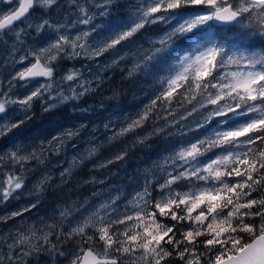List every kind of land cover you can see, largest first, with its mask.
Returning <instances> with one entry per match:
<instances>
[{"label": "snow or ice", "instance_id": "6c2138e0", "mask_svg": "<svg viewBox=\"0 0 264 264\" xmlns=\"http://www.w3.org/2000/svg\"><path fill=\"white\" fill-rule=\"evenodd\" d=\"M113 3L67 0L76 19L66 12L61 23L45 18L54 7L64 11L60 0H0V36L12 34L15 43L23 44L22 36L35 33L33 44L12 61L28 66L12 75L8 91H0V137L30 119L34 99L80 100L103 84L100 73L89 70L91 78L84 77L86 66L68 68L57 79L62 61L110 53L104 71L136 49L128 75L151 78V98L119 130L105 123V134L112 132L109 140L125 136L155 116L164 125L151 135L167 132L166 142H176L144 170L142 184L130 180L128 188L112 189L117 195L107 199L94 191L82 202L59 205L53 210L58 217H40L27 233H0V264H29L28 258L38 261L42 253L53 264L56 257L69 264H264V47L253 43L264 38V0H130L126 18L112 16ZM36 9L39 17L32 15ZM152 26H157L154 35L138 39ZM35 78L44 82L37 80L30 94L22 99L12 94L14 81L27 88ZM16 105L24 119L8 116ZM54 107L44 104L45 111ZM86 128L68 129L31 151L13 146L0 152V205L19 198L16 193L34 171L27 167L30 162L43 165L46 153L59 154ZM98 131L93 127L86 154L71 144L76 154L60 172L62 183L96 155ZM126 155L121 151L96 167ZM52 180L42 175L29 193L36 199L0 215V223L37 209Z\"/></svg>", "mask_w": 264, "mask_h": 264}, {"label": "rangeland", "instance_id": "374dc122", "mask_svg": "<svg viewBox=\"0 0 264 264\" xmlns=\"http://www.w3.org/2000/svg\"><path fill=\"white\" fill-rule=\"evenodd\" d=\"M81 2L83 3L84 0H81ZM129 2L130 0L121 1L124 7H128ZM60 4L64 6V11L58 13L57 8L55 7L45 18H49L53 21L58 20L63 23L65 22V13L68 12L73 13V20L76 19V15L74 14L75 10L68 6L67 0H60ZM90 11L95 12L97 10L95 8H90ZM111 13L112 16L115 17V12L112 8ZM126 17L127 16L119 18ZM96 19L97 22L101 20V18L98 16ZM77 27L80 30H87L89 26L78 25ZM156 31L157 26H152L146 31L142 30L138 39H140V37L152 36L156 33ZM34 35L35 33L33 32L32 34H26L22 36L21 39L24 41L23 44L15 43V36H9L5 34L0 36V91H8V82L11 80L12 75H14L16 71L22 70L23 67H27V62L23 65H13L12 61L13 59L19 60L20 55H23L27 48L33 44ZM97 39H99V37H97ZM142 43L144 47H147L146 39L143 40ZM14 44L15 51L13 50ZM135 51L136 49H132L127 60L125 61L128 62L126 67L127 70L132 68L133 64L136 62L137 57L135 56ZM111 60L112 56L110 53L95 59H86L81 57L73 61L64 60L61 62L62 68L57 72V79L63 74L64 70L73 67L85 68L86 66V70L83 73L85 78H91L89 70L92 73H100L103 75L116 67H108L106 70L102 71L105 65L111 64ZM97 65L100 67H97ZM123 71H126L125 67ZM37 80L44 82V78H35L27 88L20 87L19 85L21 82L14 81L13 83L17 86L12 89V94L22 99L24 96L30 94L31 91L38 87V83H36ZM94 85L95 83L93 84V87ZM67 94L70 95V93ZM91 94L92 93H89L80 100H72L65 103L48 101L47 96L44 97L43 102L34 99L32 102V107L27 113V115L30 117V120L34 118L35 113L40 111V115L58 112V109L60 112L55 113V118L52 119V121L48 124L44 123L42 120H40V118H37L35 125L31 127V129L26 127V121L28 120L26 119L24 125L21 128L13 130V132L9 133L7 136L0 137V152L7 151L13 146H20L26 148L28 151H31L32 148L36 145H39L41 141L47 142L51 140L52 137L61 135L68 129L78 128L81 124L87 125V128L81 131L79 137L70 141L66 149L62 150L59 154L46 153L45 163L43 165H39L35 161L30 162L27 165L28 168L33 169L34 171L28 174L26 187L22 191L18 190L16 193V196L19 197L18 199L14 196L9 202H7L6 205H0V215H5L6 213L26 206L30 201H34L36 199L35 194L29 195V193L32 192L33 186L37 180L45 173L51 175L53 180L51 181L50 186L45 185V191L40 198V204L38 205L37 209L33 210L31 213H26L22 219L15 218L13 220H9L7 223H0V233L7 234L9 231L15 233L17 230L27 233V227L34 224L40 219V217H53L54 215L58 217V212L54 214L53 210L59 205H63L65 202H82L85 198L91 197L94 191L100 192L104 198L107 199L109 194L112 196L117 195V193L112 191V189H120L123 191L124 189L128 188L129 184L115 188L111 184H108V177L104 175V168L106 167L98 168L96 165H99L105 162L107 159L112 158L115 154L124 151L125 148L134 147L137 144L134 142L140 138H146L145 140H147L152 136L158 135H151L154 129L152 128L146 133V135L141 137L133 136V134L140 131L143 128L142 127L136 129L132 133L126 134L125 136L109 140L112 132L109 131L107 134H105L104 124L110 122L113 130H119L121 125L126 126L124 123L126 119L128 122H130L132 119H135L137 115L144 109V106L149 103V101L132 104L125 102L120 98L110 97L107 99L105 106L94 107L88 102V98ZM53 95H55V93H53ZM45 102L56 103V107L45 111ZM19 107V105H16L8 112V116L13 120L24 119V113L18 111ZM83 109L90 110L85 112ZM163 125L164 122L158 126ZM93 127H97L99 129V131L95 133V136L97 137L96 144L98 145V151L95 156H93L90 160L85 161L83 165L78 167L74 171V174L80 171L87 163L96 159L93 162V166L91 163V167L88 169L87 174H85V176L82 175L80 179L72 180L71 178L69 182L62 183L60 172L64 168L69 167L73 155L76 154V152L72 149L71 144H77V150L80 153L86 154V149L92 146L89 143V139L92 134ZM175 142L176 141L172 139L169 141V144L172 145ZM104 150L109 151L103 155H100ZM17 171H19V169H17ZM134 180H139V182L142 184L143 175L135 178ZM100 181H103V183H100ZM36 226L39 227L38 224H36ZM53 242H55V240H53ZM5 251H7V249H5ZM28 259L29 264H53V258L47 253H42L39 256L38 261L35 257ZM56 264H69V262L67 259L56 257Z\"/></svg>", "mask_w": 264, "mask_h": 264}, {"label": "trees", "instance_id": "16d2710c", "mask_svg": "<svg viewBox=\"0 0 264 264\" xmlns=\"http://www.w3.org/2000/svg\"><path fill=\"white\" fill-rule=\"evenodd\" d=\"M122 0H116L112 6L115 16L128 15V7H124L121 3ZM253 43L259 47H264V38L256 37ZM128 62H122L119 66H116L109 73L103 76V84L98 88L97 91L93 92L89 98V103L94 106H105L106 101L110 97L121 98L125 95L128 96V100L125 102L138 104L142 99H150L147 95L150 92L153 81L151 78H145L142 74H135L129 76L127 70ZM126 71H123V69ZM95 87V85H94ZM94 97V98H93ZM52 114L42 116H34L31 119L32 123L35 124L36 119L40 118L44 123L48 124L52 121ZM163 113H161L162 115ZM164 121L157 120L155 116L146 122L140 131L133 134V136L141 137L146 135L152 128L162 124ZM34 130V129H33ZM175 131V129H172ZM167 132L163 135L153 136L152 138L144 141L143 143H137L134 147L125 148L127 155L123 160L115 161L104 168V175L108 177V184H111L114 188L129 184L130 180L143 174L144 170L148 168L153 161H156L165 148L171 147L169 141L166 142L165 137ZM109 150L101 152V154L107 153ZM100 154V155H101ZM91 163H87L80 171L72 175V180L80 179L82 175L87 174L88 169L91 167ZM73 195V194H71ZM254 195H259L258 193ZM69 196V195H68ZM53 240H55L53 238ZM71 244L65 246V251L71 248Z\"/></svg>", "mask_w": 264, "mask_h": 264}, {"label": "flooded vegetation", "instance_id": "af4514ba", "mask_svg": "<svg viewBox=\"0 0 264 264\" xmlns=\"http://www.w3.org/2000/svg\"><path fill=\"white\" fill-rule=\"evenodd\" d=\"M33 16H36V17H39L40 16V11L38 9H36L33 13H32ZM18 27H22L23 25H17ZM5 35H9V36H14L12 34H5ZM28 66V65H27ZM58 75V74H57ZM41 114V111L39 112V114L37 115L38 117L40 116ZM36 123V122H35ZM35 124L32 123V121L30 119H28L26 121V127H29L31 129V127H33Z\"/></svg>", "mask_w": 264, "mask_h": 264}, {"label": "bare ground", "instance_id": "6f19581e", "mask_svg": "<svg viewBox=\"0 0 264 264\" xmlns=\"http://www.w3.org/2000/svg\"><path fill=\"white\" fill-rule=\"evenodd\" d=\"M94 98V97H93ZM105 114V113H104ZM99 119V118H98Z\"/></svg>", "mask_w": 264, "mask_h": 264}]
</instances>
